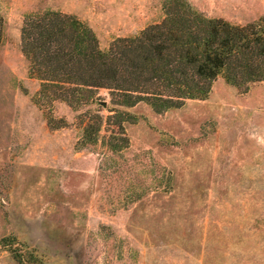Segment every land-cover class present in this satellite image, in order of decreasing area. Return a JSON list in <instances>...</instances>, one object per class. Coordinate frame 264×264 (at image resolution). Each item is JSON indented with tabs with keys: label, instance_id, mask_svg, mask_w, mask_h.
<instances>
[{
	"label": "rangeland",
	"instance_id": "rangeland-1",
	"mask_svg": "<svg viewBox=\"0 0 264 264\" xmlns=\"http://www.w3.org/2000/svg\"><path fill=\"white\" fill-rule=\"evenodd\" d=\"M166 1L0 0V264H264V82L218 78L161 113L105 89L36 101L26 16H75L105 51L159 23ZM186 1L232 25L264 16V0Z\"/></svg>",
	"mask_w": 264,
	"mask_h": 264
},
{
	"label": "trees",
	"instance_id": "trees-1",
	"mask_svg": "<svg viewBox=\"0 0 264 264\" xmlns=\"http://www.w3.org/2000/svg\"><path fill=\"white\" fill-rule=\"evenodd\" d=\"M163 10L159 23L113 40L105 51L75 16L55 11L26 16L20 47L30 77L39 82L36 101L72 107L105 89L114 105L146 103L161 113L186 100L206 99L218 78L245 89L264 82V16L238 26L206 18L186 0H168ZM121 115H111L119 126ZM113 145L110 141L117 150Z\"/></svg>",
	"mask_w": 264,
	"mask_h": 264
}]
</instances>
